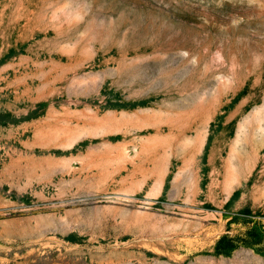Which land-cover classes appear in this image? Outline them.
I'll list each match as a JSON object with an SVG mask.
<instances>
[{
  "label": "rangeland",
  "instance_id": "rangeland-1",
  "mask_svg": "<svg viewBox=\"0 0 264 264\" xmlns=\"http://www.w3.org/2000/svg\"><path fill=\"white\" fill-rule=\"evenodd\" d=\"M0 264H264V0H0Z\"/></svg>",
  "mask_w": 264,
  "mask_h": 264
}]
</instances>
